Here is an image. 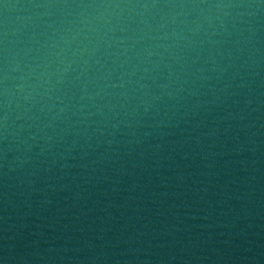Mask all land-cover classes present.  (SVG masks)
<instances>
[{"label":"water","instance_id":"95a60500","mask_svg":"<svg viewBox=\"0 0 264 264\" xmlns=\"http://www.w3.org/2000/svg\"><path fill=\"white\" fill-rule=\"evenodd\" d=\"M0 264H264V0H0Z\"/></svg>","mask_w":264,"mask_h":264}]
</instances>
